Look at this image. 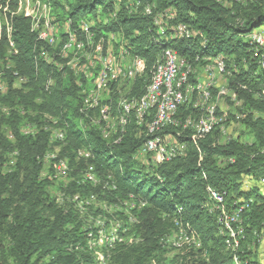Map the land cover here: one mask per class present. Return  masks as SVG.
Listing matches in <instances>:
<instances>
[{
	"label": "trees",
	"instance_id": "1",
	"mask_svg": "<svg viewBox=\"0 0 264 264\" xmlns=\"http://www.w3.org/2000/svg\"><path fill=\"white\" fill-rule=\"evenodd\" d=\"M31 1L37 9H53V23L66 22L68 30L60 39L55 34L56 42L49 44L39 37L48 20L42 13H20L22 0H0V264H98L87 242L89 236L107 231L106 225L91 226L87 205L84 212L79 208V201L88 200L91 193L106 205L132 203L133 223L125 228L129 225L125 217L108 264H238L235 257L241 263L242 252L248 264H261L257 253L246 247L264 230V194L259 186L264 180V46L251 38L264 25V0ZM147 7H152L151 15L145 12ZM169 8L176 16L161 34L154 15ZM83 21L92 22L87 30L81 28ZM179 25H186L193 35L167 39ZM71 35L76 47L65 51ZM110 35L124 40L116 44ZM81 43L88 52L101 46L102 55L111 45L117 52L127 47L141 62L127 95L130 102L145 95L166 49L177 51L194 69L204 63L210 66L207 59L223 57L228 87L239 103V122L254 140L219 142V124L205 134L196 132L187 119L200 118L201 109L187 100L178 108L177 124H168L154 135L147 126L151 110L143 124L132 113L119 141L106 137L96 123L103 107L117 109L119 94L106 97L92 112L84 111V89L71 65ZM72 50L77 51L73 56ZM117 85L109 84L112 93ZM232 118L237 120L234 114ZM26 126L30 132L24 131ZM54 130L60 131L56 139ZM156 136L164 146L175 140L185 152L147 171L135 156ZM57 146L58 158L67 161L70 175L62 191L71 201L61 204L49 192L58 180L52 178L47 156ZM11 154L14 163L5 170ZM47 166L50 171L43 176ZM88 172L96 182L87 179ZM248 180L257 183L249 190L245 189ZM213 191L224 194L221 203L212 202ZM238 201L252 204L240 213L245 238L232 251L219 220L224 213L240 210L243 203ZM177 225L189 239L178 250L192 246L194 239L201 245L191 262L182 251L169 256L175 248L168 237ZM125 232L130 240L124 238Z\"/></svg>",
	"mask_w": 264,
	"mask_h": 264
},
{
	"label": "bare ground",
	"instance_id": "2",
	"mask_svg": "<svg viewBox=\"0 0 264 264\" xmlns=\"http://www.w3.org/2000/svg\"><path fill=\"white\" fill-rule=\"evenodd\" d=\"M145 12L148 15H151L152 9L150 7H147ZM171 15L173 19L176 16V13L173 9H171ZM169 22L170 20L166 18V15L163 13V11L158 12L157 14L154 15V24L157 27L158 32L159 33L161 32V34H164L165 30L167 29L166 26L169 25ZM91 23H92L91 21H83L81 24V28L83 30H87L91 25ZM48 25L49 27L47 28ZM45 29H46V38H43V36L45 35ZM55 30H56L55 26H53L49 22V20H47V23L40 28L39 37L42 40L49 42V44H54L56 42ZM192 35L193 32H191V30H189L186 25H179L173 27L172 34L170 35V37H166V38L172 39L175 36L191 37ZM109 38L111 42H114L116 44H119L124 40L117 35H110ZM73 44H76L75 37L71 35L69 41L64 45L65 51L68 50L70 51L73 48ZM101 50H102L101 46H98L94 52H88L86 50V45L81 43L80 53L77 56V58L73 61V63H71L73 70L77 68L75 74L80 78V80H82V78L84 79L83 82L84 85L82 87L84 89L85 104L89 103V96H92L94 94L93 81H95L96 78H98V69H88L89 61H96V68H103L102 74L100 76V84H99L100 93L98 94V100H96V105H94L93 108L99 106V102L101 101L104 92H106L107 95L109 92H111L109 87V84L111 82L117 83L118 88L120 87L125 88L128 86L130 87L131 83L135 80L137 76V72L141 69V62L136 57L133 56L130 49H128L127 47H122L117 52L115 51L114 46L111 45L110 47H108L106 55H102ZM207 60L209 61L215 60L216 62L220 61V64L223 67L220 70H224L225 62L223 57L218 56L216 58H210ZM193 69L194 68H192L190 64H187L185 59L182 58L177 51L173 49H166L159 57V62L156 65L155 70L153 71V81L148 86L147 91L145 95L141 98V100L139 102H130L126 99L119 100L117 109L114 112L112 110L111 105H106L105 107L102 108L100 112V118L96 124L99 125L102 133L106 137L108 138L116 137L117 138L116 141H119L120 135L122 132H124L126 126L128 125L132 113H135L136 121L139 124H143L144 121L146 120V117L149 119L150 111L154 110L153 116L148 120L147 123L148 132L154 135L160 132V130H162L164 126L169 124L168 102L174 103L173 107L171 108V115L175 116L174 124H177L176 113L180 105L186 102L187 91L190 88L193 89L195 92L197 90L200 91V98L203 100V102L204 100L208 102L210 97L212 98L211 95L212 93L210 91V88L209 91L207 92V98H203L204 97L203 84H201L200 81L199 83L197 81L198 84L195 85L190 81L191 73H194L196 70L194 69L193 71ZM21 81L23 80H20L18 83L20 84ZM108 99H110V97H108ZM199 104L198 106L197 104L195 106L199 107ZM208 112L209 114H204L200 118L187 119V124L193 129H195L196 132L198 133H202V134L207 133L208 131L212 130V128L218 123L216 120L217 117L215 116L214 110L211 108L208 110ZM102 119H104L103 125H102ZM209 119H213L212 122L209 123ZM162 141L158 136L150 138L149 140H147L146 143L152 147H146V148L143 147L138 154H146V153L160 154L159 160L156 161V164H159L162 163L164 160H171L174 157L181 155L185 152L184 147L182 145L176 144L174 141L169 142L170 141L169 140L165 146L164 144H162ZM48 165L51 166L54 171L52 177L55 180L58 181L67 180L66 178L68 176L69 168L66 160L62 158H58V155L54 154L53 156H49ZM86 177L88 180L96 182V179L92 173L88 172ZM65 187L66 185H64L63 188ZM223 197L224 194L213 191L212 192L213 201L212 199L211 201L213 203L215 202L216 204H219L223 201ZM245 208L243 205H241L240 210L238 211L236 210V212L232 211L233 213L229 215H228L229 212L227 214L223 212L224 219L222 217V219L219 220L221 227V234L226 238L227 246L232 251H235L238 247H240L241 241L245 238L243 223L242 220L240 219V214L238 215L237 225L234 222V214L241 213V211L244 210ZM177 226H178L177 231L172 236L168 237L169 245L176 249L180 248V246L183 243H185V241L188 239L181 225H177ZM239 228H243V236L239 231ZM114 231L117 230L114 229ZM100 232H98V234H100ZM257 236L259 237L260 241L264 240V230L260 231V233L257 234ZM117 240H119V238H115L114 244H111V248L113 247L115 248ZM235 260L238 262V264H248V259L247 261L245 260L242 261L241 263L239 262V257H235Z\"/></svg>",
	"mask_w": 264,
	"mask_h": 264
},
{
	"label": "rangeland",
	"instance_id": "3",
	"mask_svg": "<svg viewBox=\"0 0 264 264\" xmlns=\"http://www.w3.org/2000/svg\"><path fill=\"white\" fill-rule=\"evenodd\" d=\"M16 1L12 2L15 3ZM16 8V5L14 6ZM152 8V7H150ZM20 13L22 12H34L35 14H43L48 20L49 22L55 26V33H56V37H58V39H60V36L62 33H65L67 31V23L66 22H56L53 23V9L51 11L50 8L47 7V9L42 10V8L37 9L35 6V3L31 0H22L21 3V8H20ZM1 16L3 17V24L5 23V14L1 13ZM94 17V14H89L88 15V19L92 20ZM44 21V19H43ZM41 21L43 24L44 22ZM256 36H261L262 40L264 42V25H262L261 27L257 28L256 30H254V33ZM263 45V44H262ZM264 46V45H263ZM76 50H72V52L70 54L75 55L76 54ZM211 65L212 66H216L215 64V60L211 61ZM205 65V63H204ZM204 65H198L196 70H195V76H194V80L192 82L195 81H200L201 84L204 83H208V81L210 82V86L209 88L211 89L210 91L212 92V98L210 97V99L208 100V102L206 100H203L200 98V94L197 91V93H195V91L193 89H189L187 91V103H191L198 106L199 102V107L201 109V116L204 114H209L208 110L209 109H213L215 112V116L219 119L216 118L217 120V124L220 125V135L218 138L219 142H225L229 139H235V138H240L243 142H247V143H251L254 139L253 137L250 135V133L248 132V130L242 125V123L239 122V118H241V115L238 114V102L235 100V96L233 95L232 91L229 89L228 87V75L224 70H216L214 71V74L211 75V79H207L205 77V74L203 75V67ZM210 65V66H211ZM194 71V69H193ZM203 79V82H202ZM206 80V81H205ZM19 84V83H18ZM0 86L3 87V85L1 84V80H0ZM121 88V89H120ZM120 88H116L115 91L109 92L108 95L106 92H104V95L101 99L104 100V98L106 97H110L112 99L113 95L118 93L119 94V100H123V99H127V95L130 92L131 89V85L130 87H120ZM214 90H216V96L214 95ZM111 91V90H110ZM191 93V94H190ZM230 98V100L228 99ZM100 101V102H101ZM230 102H232V105H230ZM201 105V106H200ZM204 105V106H203ZM203 107V109H202ZM206 112V113H205ZM232 114H234V117L237 119H233L232 118ZM24 131L25 132H30L31 128L26 126L24 127ZM195 131V130H194ZM53 138L56 139V137L60 136V131L54 130L53 134H52ZM169 142H173V139ZM57 149H52L49 151L47 159H49V156H53L54 154L57 155L58 153V146L56 147ZM136 160L138 162H140L143 166H145L146 170L149 171L151 166H155L154 162H156V156L152 153H146V154H137ZM14 163V156L11 154L8 156L7 158V162L5 164V170H9L11 168V166ZM46 170H44L43 176L47 175V172L50 171L49 167L47 166L45 168ZM48 176V175H47ZM70 176V175H68ZM67 176V183L69 182V177ZM53 178V177H52ZM54 179V178H53ZM52 180V179H51ZM66 181L63 182H52L51 185L49 186V192L52 196H55L58 200V202L61 204L62 202H68L70 199V195L69 194H65L63 193V187L66 184ZM65 182V183H64ZM257 183H253L250 180H248L245 184V189L249 190L251 188V185H256ZM264 183L259 184V186L261 187V192L264 194V186L262 185ZM88 200H81L79 201V208L81 212H84V208L87 205L88 208V212H89V216L87 217V221L91 224V226L95 227L96 226H103L104 224L106 225L105 227L107 228V231H102L100 232V234L94 235V236H89L88 242H87V247L90 249L89 251L93 253L95 260L98 262V264H108L109 263V257H110V252L114 249L111 248V244H114V240L115 238H118L117 235V231L121 229V227L125 224V217L128 218V224L126 225L125 228H128L131 226V223H133V221L131 222L130 220H132V203L127 201L124 203L123 206L120 205H106L107 201L101 199V197L98 194H89L87 196ZM69 201V202H70ZM104 212V214L102 213ZM98 213V214H96ZM105 213L107 214V216L105 215ZM88 223V224H89ZM94 223V224H93ZM114 229H116L117 231H114ZM97 231V230H96ZM93 231V232H96ZM121 234V233H120ZM125 236L124 238H126V240H130V237L127 235V232H125ZM102 235H106V238H104V240H100L99 236L102 237ZM123 235V234H122ZM197 239V238H196ZM199 242L195 241L192 243V246L187 245L185 247H183L181 250L179 249H174L171 253H170V257H173L175 255V253H177L178 251H182L183 255H187L189 259L188 262L192 261V257L194 256H198L200 254V249L201 245H198ZM201 244V242H200ZM108 246V248L106 249L105 247ZM116 246V245H115ZM170 248V246H169ZM247 250L251 251V252H256L257 253V258L258 261L261 264H264V240L259 239V237L255 234V239L248 241L247 243ZM242 250L244 251V248L242 246ZM194 253V254H191ZM243 253L242 252V260L243 261H247V259L243 258ZM203 256H206V252L202 254ZM192 258V259H191ZM191 264V263H190Z\"/></svg>",
	"mask_w": 264,
	"mask_h": 264
},
{
	"label": "built area",
	"instance_id": "4",
	"mask_svg": "<svg viewBox=\"0 0 264 264\" xmlns=\"http://www.w3.org/2000/svg\"><path fill=\"white\" fill-rule=\"evenodd\" d=\"M163 13L166 15V18H168L170 21L173 20V17L171 15V8L163 10ZM48 27H49V25L47 26V28ZM46 29H45V35L43 36V38H46ZM93 36L95 37V35H93ZM251 38L260 41V43H262L264 45V42H263L261 36H259V35L256 36L255 34H252ZM67 40H69V38H67ZM75 47H76V44H73V48H75ZM173 58H174V55H173ZM221 68H223V67L220 64V61L216 62V66H204L203 67V75L205 74V77L207 79H211V75L214 74V71H216V70L218 71ZM88 69H98V78H96V80L93 81L94 82V94L92 96H89V103H86L85 108H84V111H91L92 112L94 105H96V100H98V94L100 93L99 92V84H100V76L102 74L103 68H96V61H89ZM88 69H87V71H88ZM75 71H77V68L75 70H73L74 73H75ZM87 71H86V73H87ZM77 82H78V85L80 87H82L84 85L83 84V78H82V80H77ZM202 82H203V79H202ZM203 86H204V97L203 98H207V92L209 91L210 82L208 81L207 84L203 82ZM14 87L17 88V84H14ZM233 95L235 96V94H233ZM168 104H169L168 121H169V124H174V117L175 116L171 115V108L173 107L174 103L168 102ZM141 119H142V117H141ZM103 120L104 119H102V125H103ZM212 120L213 119H209V123L212 122ZM200 129H201V127H200ZM174 142H175V140H174ZM142 147L146 148V147H152V146L145 143ZM154 155L157 157L156 161L159 160L160 154H154ZM154 164L156 165V162H154ZM259 182L261 184V180ZM262 185L264 186V184H262ZM236 203H243L244 208L249 207L252 204V202H249V201H241V202H236ZM239 214L240 213L234 214V222L236 223V225H237V220H238ZM239 231L241 232V234L243 236V228H239ZM104 238H106V235H102V237H99L98 239L104 240Z\"/></svg>",
	"mask_w": 264,
	"mask_h": 264
}]
</instances>
